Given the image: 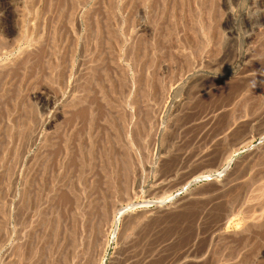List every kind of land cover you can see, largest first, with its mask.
Returning a JSON list of instances; mask_svg holds the SVG:
<instances>
[{
    "label": "rangeland",
    "instance_id": "1",
    "mask_svg": "<svg viewBox=\"0 0 264 264\" xmlns=\"http://www.w3.org/2000/svg\"><path fill=\"white\" fill-rule=\"evenodd\" d=\"M0 9V264H264V0Z\"/></svg>",
    "mask_w": 264,
    "mask_h": 264
},
{
    "label": "bare ground",
    "instance_id": "2",
    "mask_svg": "<svg viewBox=\"0 0 264 264\" xmlns=\"http://www.w3.org/2000/svg\"><path fill=\"white\" fill-rule=\"evenodd\" d=\"M10 2H11V1H10ZM10 2H9V3H10ZM6 6H7V5H6ZM5 8H6V7H5ZM5 8H4V10H5ZM1 12H2V14H3V11L0 9V18H1V16H2ZM0 23H1V22H0ZM85 110H86V109H85ZM79 113H80V112H79ZM77 115H78V114H77ZM95 115H96V114H95ZM81 119H82V118H81ZM81 119H80V120H81ZM205 178H208V179H209L208 176H205Z\"/></svg>",
    "mask_w": 264,
    "mask_h": 264
}]
</instances>
